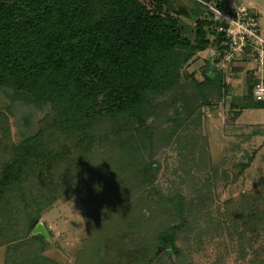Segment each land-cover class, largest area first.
<instances>
[{
  "label": "trees",
  "instance_id": "obj_1",
  "mask_svg": "<svg viewBox=\"0 0 264 264\" xmlns=\"http://www.w3.org/2000/svg\"><path fill=\"white\" fill-rule=\"evenodd\" d=\"M211 5L245 7L264 37L257 11L220 0H0L4 264H60L44 254L53 239L33 231L43 222L41 212L68 194H85L93 212L124 206L125 221L142 230L127 232L139 235L129 264H150L158 247L180 253L178 235L188 218L182 194L167 199L181 223L149 229L133 213L140 198L159 193L154 187L156 125L150 119L168 115L166 138L174 140L197 112L190 88L204 105L230 97L235 116L243 109H264V100L254 96L261 81V73L250 65L256 51L249 48L221 64L225 33L217 28L227 24L216 19ZM211 47L216 54L206 59L202 79L197 81L194 72L185 75L183 68ZM246 61L244 93L232 98L225 72L240 73L244 67L235 63ZM11 117L19 128L17 141ZM262 185L248 211L238 214L245 233L264 230V180ZM111 251L100 242L87 244L78 264H106L105 252Z\"/></svg>",
  "mask_w": 264,
  "mask_h": 264
},
{
  "label": "rangeland",
  "instance_id": "obj_2",
  "mask_svg": "<svg viewBox=\"0 0 264 264\" xmlns=\"http://www.w3.org/2000/svg\"><path fill=\"white\" fill-rule=\"evenodd\" d=\"M220 1L257 11L264 35V0ZM215 54L216 48L211 47L185 66L183 72L185 75L194 72L199 81L206 59ZM235 64L244 69L240 73L228 70L225 76L233 88L232 98L239 99L244 93L250 66L248 61ZM250 65L256 66L251 62ZM193 93L192 88L188 89L189 99L197 112L185 125L188 131L182 129L174 140L167 141L166 138L168 115L150 119L156 125L153 157L159 171L154 187L159 193L140 198L133 213L147 221L148 228L181 223L167 200L180 193L186 200L188 218L185 230L178 235L180 253L158 247L148 261L150 264H264V230L259 228L261 231L257 233H245L238 221V214L248 211L247 206L263 186L264 109H243L240 116H235V111L230 108V97L209 106L202 104V97ZM3 104L0 94V105ZM11 121L13 140L17 141L20 134L16 118L11 117ZM243 164L247 166L242 168ZM67 196L41 212L40 220L46 224L53 239L44 254L60 264H78L86 245L100 242L101 246L113 250L112 253L105 252L106 264H129L133 254H137L135 245L139 242L136 237L142 230L125 221L124 206L117 209L115 205H106L93 212L95 208H89L91 204L85 194ZM83 198L88 201L84 203ZM134 230L138 232L130 237L128 233ZM244 234L247 237H243ZM249 235L253 237L251 241ZM249 241L252 248L248 246ZM127 245L131 246L130 251ZM6 250V245L0 247V264L5 263Z\"/></svg>",
  "mask_w": 264,
  "mask_h": 264
},
{
  "label": "built area",
  "instance_id": "obj_3",
  "mask_svg": "<svg viewBox=\"0 0 264 264\" xmlns=\"http://www.w3.org/2000/svg\"><path fill=\"white\" fill-rule=\"evenodd\" d=\"M211 10L215 12L216 19L227 25L218 26L219 32L225 33L222 45L225 46V53L221 64L223 66L231 63L236 54L245 52L253 48L257 55L254 56V66L261 73V81L254 90L257 100H264V37L259 34L257 21L249 16L245 7L235 5H225L224 8L211 5Z\"/></svg>",
  "mask_w": 264,
  "mask_h": 264
},
{
  "label": "water",
  "instance_id": "obj_4",
  "mask_svg": "<svg viewBox=\"0 0 264 264\" xmlns=\"http://www.w3.org/2000/svg\"><path fill=\"white\" fill-rule=\"evenodd\" d=\"M33 234H42L46 237L47 240H51V236L49 234V232L47 231V228L45 227L43 222H40L36 228L33 231Z\"/></svg>",
  "mask_w": 264,
  "mask_h": 264
}]
</instances>
